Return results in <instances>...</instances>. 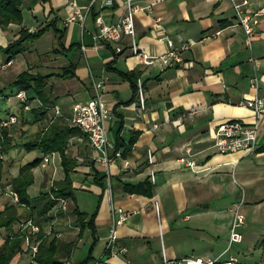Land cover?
<instances>
[{
  "label": "crops",
  "instance_id": "1",
  "mask_svg": "<svg viewBox=\"0 0 264 264\" xmlns=\"http://www.w3.org/2000/svg\"><path fill=\"white\" fill-rule=\"evenodd\" d=\"M123 1L112 0L100 5L99 0H93L83 20H67L71 11L67 0H21L20 21L10 20L0 26V45L15 37L20 25L31 30L53 20L55 26L64 29L60 42L56 41L53 29L48 25L38 36L25 40L24 47L12 56L6 57L0 50V97L6 99L15 89L8 82L18 71L54 72L58 66L71 60L75 62L73 75L51 73L45 79L47 96L53 97L45 114L67 120L71 103L84 100L92 93V80L100 81L101 93L110 106L106 121V162L85 140L72 135L67 137L64 151L75 160L69 172L72 200L64 196L68 209L70 211L73 204L82 209L73 189H83L92 197L88 203L91 209L82 210L90 212L94 206L96 208L94 238L86 226L79 234L77 229H72L76 226L73 213V218H69L71 221L58 213L47 222L60 245L71 242L64 257L66 264H74L86 254L89 259L85 264L99 257L107 264H155L160 259L157 255L155 259L154 248L148 239L156 232L153 211L157 214L161 205L167 209L169 203H173L178 212L184 211L182 218L188 214L185 208L189 213H200V217L206 218L217 205L206 201L199 210L195 196L199 187L219 190L217 196L223 198L225 205L222 212H228L225 220L228 228L233 202L239 201V209L244 214L242 225L248 203L258 208V220L264 217V149L255 148L248 153L239 149L218 151L211 144L212 127L219 120L255 119L252 110L239 101L264 91V0H250L253 8L247 9L253 12L256 20L250 46L244 42L243 29L233 17L230 0H153L148 7L136 10L133 23L140 48L155 54L163 52L167 44L164 39L156 38V34L161 33L167 34L174 44L187 41L188 45L180 50L181 59L170 64H161L157 60L148 64L139 62L136 55L124 46L126 36L121 38L124 47L119 52L113 51L112 42L98 41L93 37L94 15L112 21L123 11ZM134 1L145 3L148 0ZM77 2L85 9L87 0ZM253 63L258 76L256 89L247 80ZM117 69L132 70L139 78L143 97L141 106L127 77ZM22 89L28 95L25 100L16 97L22 109L39 103L31 89ZM52 104L58 105L59 113L53 112ZM24 117L33 119L32 114ZM257 123L259 144L264 142V113L257 117ZM131 134L134 136L130 147L120 153L115 139L126 142ZM115 150L119 154H115ZM147 150L151 153L150 161ZM50 152L45 163L51 160V171L47 172L45 181L43 175L47 170L42 171L43 167L38 163L31 167L29 195L46 190L50 181L55 180V174L57 178L63 175L59 152ZM179 156L191 159L193 163L188 165L180 161ZM144 178L150 181L148 193L129 191L120 185ZM237 185L240 196L236 194ZM117 206L125 211L118 222L115 221ZM110 225L114 226L113 245L118 250L115 254L103 252ZM41 228L47 232L46 226V229ZM86 241V253L77 261L69 262L73 247ZM230 242L227 234V245ZM225 250L215 254L221 255ZM163 254L174 257L166 253V247H161L160 258ZM227 255L239 259L237 254ZM19 256L27 257L24 249ZM27 263L28 257L24 264Z\"/></svg>",
  "mask_w": 264,
  "mask_h": 264
},
{
  "label": "built area",
  "instance_id": "2",
  "mask_svg": "<svg viewBox=\"0 0 264 264\" xmlns=\"http://www.w3.org/2000/svg\"><path fill=\"white\" fill-rule=\"evenodd\" d=\"M93 0H87L85 9H83L77 2V0H67L70 10L67 14V20L79 19L83 20L85 11L91 5ZM112 0H99L100 5L104 3H111ZM233 9V17L241 25L244 32V42L250 46V36L252 33L253 17L250 9V0H230ZM153 3V0H148L145 3H139L134 0L123 1V11L121 14L112 21L104 20L99 14L94 15L93 21L95 29L93 37L98 41L112 42V48L114 52H119L125 46L126 49L136 55L137 60L141 63L148 64L155 60L161 64H170L173 61L181 59L180 50L188 45L187 41L181 40L177 44H174L172 39L165 33L156 34V38L164 39L167 48L158 54L147 52L140 48L137 44L134 31L133 15L136 10L148 7ZM216 31V30H215ZM126 36L127 41L124 46L121 44V38ZM252 71L247 76V80L250 86L254 89L258 86V76L256 74L255 63H253ZM136 83V95L139 101V105H142V92L141 82L138 77L135 78ZM102 85L98 80H92V93L84 100H77L71 103L70 112L67 117V121L76 126L79 129L77 134L72 136L79 140H85L89 146L99 153L100 159L104 162L108 159L107 156V144L108 137L106 132V121L110 115V106L106 103L105 98L101 93ZM14 95L23 99L25 97L22 88H18ZM241 104L249 107L255 115V119L252 121H245L240 118H227L216 122L212 127V145L218 151L228 150H242L244 153L251 152L258 145V123L257 117L264 113V91L261 94L253 93L246 96L239 101ZM52 110L55 113H59L57 104H52ZM16 116L13 113H8L4 117L0 118V125H4L9 122L15 121ZM71 136V135H70ZM51 152H44L41 155L40 162L43 163L47 160L48 155ZM115 154H119L118 150L114 151ZM151 153L147 150V159L150 161ZM180 161H185L188 165H191L193 161L191 159H185L184 156L178 157ZM11 202H17V192L8 183L5 184L3 191ZM53 210L60 209L66 211L68 209L67 200L64 196H55V201L52 206ZM118 216L115 221L121 220L125 211L117 206ZM231 219L228 228V241L239 240L241 238L240 231L237 226L243 222V213L239 209V201L233 202L230 206ZM54 217V216H53ZM17 226L21 231V242L23 249L28 257L27 264H40L33 258V254L36 250V245L40 237L36 236L39 230L37 222L33 221L30 217H25L17 222ZM114 226L110 225L107 234L106 241L103 246V252L110 254L117 253V249L114 247L115 235ZM122 248V247H119ZM88 264H107L101 257L90 261ZM155 264H264V261L253 260L251 262H245L237 259L234 255L221 256L220 253L213 256L207 254H187L177 257H167L164 254L161 259Z\"/></svg>",
  "mask_w": 264,
  "mask_h": 264
},
{
  "label": "trees",
  "instance_id": "3",
  "mask_svg": "<svg viewBox=\"0 0 264 264\" xmlns=\"http://www.w3.org/2000/svg\"><path fill=\"white\" fill-rule=\"evenodd\" d=\"M20 2L21 0H0V26L5 25L10 20L17 22L20 21ZM48 25H51L56 41L60 42L64 29L63 27L55 26L53 20H50L49 22L31 30L20 25L17 35L8 40L4 45H0V50L5 53L6 57L12 56L24 47L25 40L38 36ZM74 65L75 62L69 60L58 66L54 72H31L23 69L13 76L8 82V85L15 86V89L11 91L13 94L18 88H24L25 90L31 89L33 95L39 100V103L31 108L32 115L36 118L37 114H44L47 107L52 103L53 97L48 98L45 91V79L51 73L58 76H71L74 74ZM117 71L127 77L133 93H136L135 72L132 70L120 69H117ZM27 96V93H25V98ZM131 98L132 96L129 99ZM8 113L15 114L10 111L6 112V114ZM5 115L0 116V118ZM13 122L0 125V150H5L7 145H18V147H23L25 149L37 148L41 153L56 150L60 155L59 162L63 175L61 178L53 180V184L51 183L46 190H41L34 195H29L27 186L32 181L31 167L37 164L41 158L40 155H35L32 158L21 162L18 165L16 173L11 174L8 177L7 183L16 190L18 199L17 202L8 201L0 206V226L5 228V232L0 242V264H9L12 255L15 252L23 250L21 247V235H15L14 233L12 235L9 233L11 231V222L20 217L19 214H16L15 212L16 203L23 204L27 208L23 213L25 217L32 218V220L39 225V230L37 231L36 236L40 237V239L37 242L33 258L40 264H66L64 257L69 252L71 242H66L63 245H60L54 233L50 232L51 234L49 235L47 232L44 233L41 224L52 218L53 212H46V210L55 201V196H71L69 172L74 165L75 160L64 151L65 139L70 135L77 134L79 129L70 124L67 120H64L62 117L55 116L54 118H51L46 125L41 127L34 136L16 142H10V135L7 131L10 127L9 125H12ZM133 136L134 135L131 134L126 142H121L118 138L115 139L116 145L120 147V153H124L130 147ZM255 148L264 149V142L259 143ZM120 185L122 188L129 191L148 193L150 181L149 179L144 178L135 182H122ZM95 208L96 206H94L90 212H86L79 209L75 204L71 206L70 212L74 215L73 223L77 226V234L81 233L83 227L86 226L89 229L92 238L95 237L93 224ZM260 242H264V233L260 237ZM88 259L89 254H86L74 264H85Z\"/></svg>",
  "mask_w": 264,
  "mask_h": 264
},
{
  "label": "rangeland",
  "instance_id": "4",
  "mask_svg": "<svg viewBox=\"0 0 264 264\" xmlns=\"http://www.w3.org/2000/svg\"><path fill=\"white\" fill-rule=\"evenodd\" d=\"M252 8L253 7L251 3L250 9ZM251 22L253 32V24L256 25L254 15L251 18ZM80 61L83 62L82 57L80 58ZM81 62L79 64H84ZM7 88L8 87H6V89ZM19 99L25 100L26 98L24 97L23 99ZM18 104L19 101L13 94V92L9 94L6 99L5 97H0V116L5 115L7 110L13 111L16 115L15 121L12 123V125H9L10 127L7 131L10 135V142H16L18 140L34 136V134H36V132L41 127L46 125L47 122L51 120V118L55 117V115L49 116L44 113L37 114V116L35 115L36 118L33 117V119L28 120L26 119V117H24V115H31V108L33 106H30L29 109L24 110ZM66 141L67 138L65 139V145H67ZM40 153L41 152L37 148L25 149L23 147H18V145H7L5 150H0V206L10 201L7 195L3 192L5 189V184H7L8 177L14 173V171L17 169V166L21 162L30 159L35 155H39ZM50 161H48L47 163L38 162L37 164L38 166L42 165V171L45 169L47 170L45 175H43V181H45L46 179V174H48L47 172L51 171L49 165ZM54 177L56 180L59 179L57 178V174H55ZM50 182L53 184V181ZM236 187H238V192H236V194L237 196H240V187L238 185ZM29 189L32 191L31 185L29 186ZM218 191L215 189L214 191H210L209 188L201 189V187L195 190V196L198 202L197 207L199 208V210L202 209L201 205L206 201H213L215 205H217V208L213 209V213L208 216L206 215V218L200 217V213H189L187 208H185V211H187L188 214L186 218H182V214L184 211L178 212L173 203H169L167 209H164V205H161L157 214L153 211L156 232L154 233V235L151 234L148 239L151 247L154 248L152 252L155 253V259L156 255L158 259H161V247H166V253L174 257L193 253H208L210 256H213V254L218 251L222 252L225 248L226 250L221 254V256H225L227 255V253H234L235 255L237 254L236 256H238L239 259L245 262H251L258 259L260 261H264V242H260V237L263 234L262 228H264V217L262 220H258V208L255 205L248 203L246 205L247 212L245 214L244 224L237 226V229L241 234V239L237 241H231L229 245H227L228 225H225V220L227 218L228 212H222V208L225 207V205H223V198L217 196ZM202 193L207 194L208 196L205 197ZM73 195L77 198V203L80 208L91 209V206H89L88 204L90 201L89 199L92 198L90 197V193L83 189H73ZM68 197L71 199V196ZM26 209L27 208L23 204L16 203L15 212L16 214H19L20 217L14 219L11 222V231L9 230L10 234L13 235L14 233L15 235H21V231L17 226V222L25 218V215L23 213ZM46 212H53L54 217L56 214L62 213L65 220H70L69 218H73V215L69 211V209H67L66 211H61L60 209L53 210V207H49ZM47 222H43L41 224V227L45 228L46 226L47 229H45L47 231V234L49 235L52 233L50 231L52 227L50 228L49 226H47ZM225 226L227 228H225ZM72 229L75 231L77 228L76 226H73ZM4 232L5 228L0 226V239H2ZM87 245L88 241L77 243L71 251L69 262H75L80 257H82L86 253ZM21 251L15 252L12 255L9 260V264H24L27 262L26 256H19Z\"/></svg>",
  "mask_w": 264,
  "mask_h": 264
}]
</instances>
